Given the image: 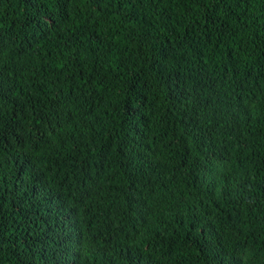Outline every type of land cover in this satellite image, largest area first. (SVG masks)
<instances>
[{
    "label": "trees",
    "instance_id": "trees-1",
    "mask_svg": "<svg viewBox=\"0 0 264 264\" xmlns=\"http://www.w3.org/2000/svg\"><path fill=\"white\" fill-rule=\"evenodd\" d=\"M0 264H264V0H0Z\"/></svg>",
    "mask_w": 264,
    "mask_h": 264
}]
</instances>
